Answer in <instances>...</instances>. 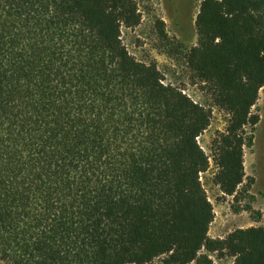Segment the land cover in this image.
<instances>
[{"label":"trees","instance_id":"16d2710c","mask_svg":"<svg viewBox=\"0 0 264 264\" xmlns=\"http://www.w3.org/2000/svg\"><path fill=\"white\" fill-rule=\"evenodd\" d=\"M134 0H0V260L9 264H264V227L212 238L199 137L212 110L124 45ZM187 56L230 114L213 181L246 179L264 87V0H203ZM206 251V252H205Z\"/></svg>","mask_w":264,"mask_h":264},{"label":"rangeland","instance_id":"374dc122","mask_svg":"<svg viewBox=\"0 0 264 264\" xmlns=\"http://www.w3.org/2000/svg\"><path fill=\"white\" fill-rule=\"evenodd\" d=\"M141 21L137 26L122 27L121 38L128 51L139 61L155 63L166 83L179 87L195 102L212 110L211 125L199 137V143L211 156L208 171L201 180L214 205L215 218L210 227L212 238H225L240 228L264 227V87L253 107L259 116L245 147L246 179L235 196H225L214 181L217 166L213 153L215 140L224 132L230 114L213 103L212 95L194 71L187 56L198 44L196 19L203 0H134ZM206 252V251H205ZM214 264H233L234 258L208 253ZM0 264H9L0 260ZM152 264H164L163 257ZM191 264H197L192 262Z\"/></svg>","mask_w":264,"mask_h":264}]
</instances>
